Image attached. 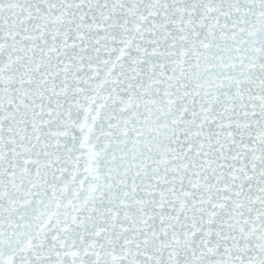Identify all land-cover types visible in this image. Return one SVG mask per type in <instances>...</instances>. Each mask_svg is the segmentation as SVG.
<instances>
[{"label":"snow or ice","instance_id":"1","mask_svg":"<svg viewBox=\"0 0 264 264\" xmlns=\"http://www.w3.org/2000/svg\"><path fill=\"white\" fill-rule=\"evenodd\" d=\"M0 264H264V0H0Z\"/></svg>","mask_w":264,"mask_h":264}]
</instances>
